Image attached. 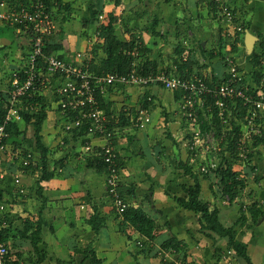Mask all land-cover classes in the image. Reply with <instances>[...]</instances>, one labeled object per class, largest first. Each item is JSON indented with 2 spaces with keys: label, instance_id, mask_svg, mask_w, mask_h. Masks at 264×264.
I'll list each match as a JSON object with an SVG mask.
<instances>
[{
  "label": "crops",
  "instance_id": "0c3cea01",
  "mask_svg": "<svg viewBox=\"0 0 264 264\" xmlns=\"http://www.w3.org/2000/svg\"><path fill=\"white\" fill-rule=\"evenodd\" d=\"M218 1L231 7L236 24L244 28V33L233 34V27L221 20ZM218 1L118 0L115 3L101 0L99 5L98 0H62L64 7L53 13L63 15L59 22L55 19L57 29L47 39L56 47L52 55L95 69L107 58L98 30L108 23L109 14H114L117 17L115 35L123 43L137 41L142 46L139 53L142 64L156 63L157 71L173 76L198 75L221 80L226 76L227 58H233L242 69L249 68L248 61L241 55L244 50L246 56H250L245 45L247 32L257 36L259 43L260 38L264 40V0ZM100 10L104 15L102 22L94 16ZM157 18L159 24L153 28ZM235 40L237 51H233ZM31 42L27 29L0 26V100L11 85L14 72L24 66ZM259 43L253 55L260 54ZM79 54L83 57L79 58ZM49 79L52 88L44 98L50 109L41 135L51 152L48 172L58 165L55 176L39 182L44 175L42 166L29 170L21 175L25 194L18 195L14 186L18 168L4 164L5 177L0 182L2 200L7 204L8 217L13 220L14 234L25 233L26 224L32 228L42 221V242L37 250L30 240L17 238L7 242L10 251L22 257V264H91L86 254L90 248L105 260V264H109V260L110 264L245 263L234 253L228 256L225 238L202 235L199 215L180 207L175 200L186 198L185 187L196 184L195 178L186 175L182 165L188 164L189 156L185 152L187 132L186 123L180 118L179 93L154 85L141 88L142 94H138L137 88L117 85L104 96L102 111L113 126V143L122 170L121 190L128 207L142 210L157 225L154 239L147 242L131 223L123 221L107 193L106 174L100 173V166L93 159H100L103 141L91 138L94 151L86 153L84 138L71 139L52 92L62 82L56 77L49 76ZM248 85H257L253 76ZM146 101H149L147 108L144 107ZM142 108L150 110L152 117L145 130L134 124L137 111ZM183 131L186 132L184 137L181 136ZM64 137L69 139L68 143ZM86 139H90L89 136ZM12 141L18 143V139ZM29 145L31 148L26 150L39 163L41 153L36 146ZM247 147L249 160L246 163L234 161V171L246 184L234 202L227 200L222 186L212 180L215 174L206 178L200 168L193 172L201 185V199L212 209L219 210L220 221L226 228L239 221L236 207L240 208L248 225L240 222L244 228L240 234L236 231L237 239L247 245L253 264H263L264 216L250 226L252 209L264 212V139L253 137L247 141ZM174 159H177L176 164ZM173 170L178 176L182 171V176L193 182L189 179L180 184L173 177ZM181 189L184 194H180ZM97 212L106 218L100 232H95L89 223ZM171 238L180 242V252L163 250V244ZM145 242L146 253L139 245Z\"/></svg>",
  "mask_w": 264,
  "mask_h": 264
},
{
  "label": "built area",
  "instance_id": "2783aa9c",
  "mask_svg": "<svg viewBox=\"0 0 264 264\" xmlns=\"http://www.w3.org/2000/svg\"><path fill=\"white\" fill-rule=\"evenodd\" d=\"M53 1L57 3L58 0ZM218 7L221 20L233 27L236 33H241L243 27L236 24L237 18L231 7L221 1H218ZM53 12L54 9L49 8L47 0H24L12 7L7 0L0 2V26L25 28L31 33L32 39L24 66L14 72L11 85L5 92L8 109L4 122L0 125V179L5 177L4 164L16 165L18 168L14 178L16 194H25L21 175L38 168L39 163L31 152L14 147L8 127L21 126L25 120L24 115H33L38 111L39 106L34 101L39 95L44 96L45 91H50L52 88L49 76L59 78L62 82L52 91L55 97L59 98L61 115L74 117L73 121H66V132L81 127L87 128V136L90 140L84 147L86 153L94 151L91 138L103 141L101 159L108 170L107 193L112 199L114 209L120 215H123L128 208L126 199L119 192L122 170L119 165L118 151L113 143L114 131L109 127L108 118L101 110L99 100V96H106L110 88L117 85L136 88L158 85L165 90L179 93L181 95L179 110L186 123L187 132L185 152L192 162L198 159L208 161L204 162L200 168L204 174H210L218 168L219 162L216 159L206 160V155L211 150L221 152L220 144L224 141L227 130L232 129L230 119L233 110L240 102L248 108V112L238 144L239 158L244 162L248 161L247 141L249 139L264 138V92L261 86L248 85L247 76L233 58H227L226 76L221 80L198 75L173 76L166 71L142 74L143 65L139 60V52L135 49L128 54L138 60L132 63V68L127 74L107 73L96 76L91 73L88 65L79 66L55 55L45 54V40L57 29ZM100 19L103 20L104 16L101 15ZM259 56L264 75V47L261 48ZM78 57L81 58L83 55L79 54ZM215 112L224 128L220 139L214 127L206 133L202 128L204 121L214 117ZM260 120L261 123H259ZM151 122L150 110L142 108L137 111L134 124L138 129L145 130ZM216 142L220 143L218 148ZM61 144L63 145L64 142ZM227 199L229 200L228 197ZM6 212L7 204L0 198V264H3L8 253L6 243L1 241V229L7 225L4 218ZM139 245L143 246L142 243ZM233 253L232 250L227 252L231 257Z\"/></svg>",
  "mask_w": 264,
  "mask_h": 264
},
{
  "label": "trees",
  "instance_id": "16d2710c",
  "mask_svg": "<svg viewBox=\"0 0 264 264\" xmlns=\"http://www.w3.org/2000/svg\"><path fill=\"white\" fill-rule=\"evenodd\" d=\"M2 0H0L1 2ZM9 6L18 5L24 0H7ZM98 3L100 5L101 0H98ZM47 5L51 10L55 9H62L63 2L62 0H58L57 3H55L53 0H47ZM100 9L102 7L100 6ZM102 10L97 11L95 13V17L99 19L101 16ZM100 15V16H99ZM108 23L106 25H101L98 30V37L103 39V49L104 52L107 55L106 60L100 63V66L96 67L95 69H91L89 67V70L91 73H93L96 76H102L107 73H121V74H127L131 68L132 63L137 61L138 58H134L128 53L134 51L135 49L140 53V51L143 50L142 46L138 44L136 41H132L130 43H123L121 42L117 36L115 35V27L114 24L117 20V17L114 14H109L108 16ZM159 19H155L153 28L159 24ZM241 33H244V28ZM240 34V33H239ZM50 37V36H49ZM48 37V38H49ZM47 39V38H46ZM261 42L259 43L261 47H264V40L260 38ZM45 54L47 56H50L53 54L55 50V46H51L48 43V39L45 40ZM237 41L235 40V44L233 45V51H237ZM220 55H222L220 53ZM214 58L215 55L212 54ZM62 59V57L57 56ZM224 57V56H223ZM140 58V55H139ZM253 78L257 86H261V89L264 92V75L261 70V58L259 55H253ZM41 64L43 62L41 61ZM143 66L141 67V73L142 74H150V73H156L157 71V64L156 63H143ZM178 96V94H177ZM181 97V95H180ZM57 101L59 98H56ZM46 99L43 95H39L37 99L34 101L38 106L39 109L36 113L33 115H24V123L21 126H10L8 127V131L11 134L12 138L18 139L23 138L26 136L28 129L32 128L34 131V138L36 141V147L37 150L41 153V160L39 162V165L42 166V171L44 172V175L41 177L39 182L42 181H49L55 176V172L57 171L58 165H56V169L52 172H48V161L50 160L51 152L48 149V147L43 142V137L41 135L44 125L48 119V112L50 109V106L46 103ZM101 110H103L104 107V97L99 96ZM147 104L144 107H148L149 101H146ZM7 99L5 98V95L0 100V125L4 122V116L7 112ZM59 111H61V107H58ZM248 108L244 107L242 105V102L238 104V107L233 110V115L230 119L231 127L232 129L230 131L227 130L226 137L224 141L220 144L221 147V153H223L226 149L230 150V154L232 155V158L236 161L239 158V151H238V144L242 137L243 133V124L246 122L245 118L247 116ZM66 121H73L74 117L72 115L64 117ZM261 123V120L259 121ZM108 124L109 127L112 129L111 120L108 117ZM215 128L216 135L220 139V136L223 134L224 128L222 126V123L218 119V114L215 112L214 117H212L209 121H204L203 123V131L206 133L211 130V128ZM113 130V129H112ZM71 133V139L78 140L79 138H84V144H86L90 139H86L87 136V128L81 127L76 128ZM256 138V137H255ZM257 138H263V137H257ZM65 143L69 142V139L65 138ZM264 139V138H263ZM225 149V150H224ZM224 150V151H223ZM25 152H29L27 150H24ZM234 153V154H233ZM249 158V155H248ZM96 159L98 165L100 166V173H105L106 176L108 175L107 165L102 161L101 157L100 159L98 157L93 158ZM58 163V162H57ZM56 163V164H57ZM120 165V163H119ZM183 167H185V173L186 175L193 176L195 178L196 184L193 186H186L185 192H186V198H175L178 205L188 211H191L195 213L196 215H199V220L203 229V232L206 233L209 237H212L214 234L218 235L220 238H225L227 240V246L229 250H232L236 253L237 257L244 259L246 264H253L250 255L248 253V247L246 244L240 242L237 239V232L235 230V227L226 228L219 218V210L217 208H211L207 202L203 201L201 199V185L198 181V178L196 174L193 172V168L189 167L187 164L183 163ZM121 167V166H120ZM201 172V171H200ZM202 173V172H201ZM212 173H214L218 178L221 180L222 184V194L224 196H227L230 200V202L236 201L241 193L244 187L246 186L245 181L240 177V175L234 171V164L233 163H223L221 161L218 164V168L214 170ZM206 178L209 176V174L202 173ZM2 180L0 179V182ZM119 192L123 198L124 193L121 190V187L119 189ZM0 198L2 199V190H1V183H0ZM252 215H253V223L257 224L259 219L264 216V212L262 211H256L254 208L252 209ZM123 221L131 223L132 226L135 227V229L144 235L147 238V242L154 239V231L157 228L156 223L154 220L149 218L142 210L135 209L133 207H128L126 212L122 215ZM5 221L7 222V225L1 229V241L6 243L12 240V239H25L30 240L32 246L35 250L38 249V245L42 242V221L38 223L36 227H30L29 224H26V232H18V234H14L12 225L13 220L8 217V212L4 214ZM106 221V218L103 217L99 212H97L95 215L92 216L89 223L92 226L93 230L95 232H100L103 223ZM243 222H246L245 216H242L241 220ZM31 231L30 233H28ZM147 242H145L142 246V251L144 253L147 252ZM163 250L171 251L175 250L177 252H180V242L175 240L174 238H171L167 242L163 244ZM8 248V245H7ZM87 257L89 258L91 264H105V260L99 257L97 252L90 248L86 250ZM22 257L19 254H15L12 251H8L4 258L3 264H22Z\"/></svg>",
  "mask_w": 264,
  "mask_h": 264
},
{
  "label": "rangeland",
  "instance_id": "374dc122",
  "mask_svg": "<svg viewBox=\"0 0 264 264\" xmlns=\"http://www.w3.org/2000/svg\"><path fill=\"white\" fill-rule=\"evenodd\" d=\"M106 1H112V2H117L118 0H106ZM56 13L57 12H55V13H53V16H54V20L56 19V21L57 22H59V20H61V16L63 15V14H57V16H56ZM103 14V12L101 13V15ZM94 16H96V15H94ZM100 16V15H99ZM104 16V15H103ZM106 17V16H105ZM97 18V17H96ZM99 20H100V22H102V19H100V17H99ZM104 21V20H103ZM234 33L233 34H235V31H233ZM232 37V36H231ZM230 37V38H231ZM229 38V39H230ZM259 42H257L256 43V45L258 44ZM252 56H253V53L250 55V56H246V54H245V52H244V50L242 51V55H241V57H242V59H244V60H247L248 61V65H249V68H246V69H243V71H244V73H245V75L247 76V82H251V79H252V76H253V60H252ZM252 70V71H251ZM252 72V73H251ZM134 88H136V87H134ZM141 90V88H137V92H138V94H142V92L140 91ZM46 92H48V91H45V93ZM181 118V120L183 121V122H185L184 121V119H183V117L181 116L180 117ZM243 127H244V125H243ZM242 127V128H243ZM183 133H184V131H183ZM186 135V132L184 133V135H181L182 137H184ZM187 139V138H186ZM180 140V142H182L183 140L182 139H179ZM182 140V141H181ZM15 141H13V145H14V147H19V148H21L22 150H28L29 148H31L30 147V145L29 144H32L33 145V147L34 146H36V141H35V138H34V131H33V129L32 128H29L28 129V132H27V134H26V136L25 137H23L22 139L21 138H18V143L16 144V143H14ZM187 141L185 140V143H186ZM220 143H218V142H216V146H217V148H218V145H219ZM34 148H36V147H34ZM247 149H248V147H247ZM225 150V149H224ZM223 150V151H224ZM249 151V150H248ZM40 154V153H39ZM188 159V158H187ZM210 159H216V161L217 162H221V161H223V163L225 164V163H235L234 161V159L232 158V155L230 154V151L229 150H225L223 153H221V152H219L218 150H211L210 151V153L208 154V155H206V160H210ZM176 160L177 159H174L173 160V162H174V164H176L177 162H176ZM248 160H249V158H248ZM187 162H188V164H190L189 166L190 167H192L193 169H195L196 171L199 169V168H201V166L204 164V162H208V161H204L203 159H198L197 161H195V162H192V161H190V159H188L187 160ZM236 162H242L243 163V161L240 159V158H238L237 160H236ZM246 163V162H245ZM173 164V165H174ZM187 164V165H188ZM181 174V175H180ZM182 174H183V172L181 171L180 173H179V175L180 176H178V173H175V171L173 170V177L174 178H176V179H178V181L180 182V184H181V182H183V181H187V180H189L190 178H188V177H183L182 176ZM211 174H213L214 175V173H210L209 175V178L211 177ZM177 176H178V178H177ZM204 176V175H203ZM212 178V180H217V185L219 186V187H221L222 186V184H221V180H220V178H218L216 175H214V176H212L211 177ZM190 181L191 182H193V180L192 179H190ZM210 181V180H209ZM180 188H181V185H180ZM222 188V187H221ZM183 190L181 189L180 190V194H184L183 192H182ZM226 198H227V196H226ZM228 200V199H227ZM237 209H236V212L237 213H239V215H240V218H239V221L237 222V223H235V222H233V224L235 223V226H233V227H235V229H236V231H238V234H240V232H241V230H243V221H240L241 220V218H242V215L240 214L241 212H240V208L239 207H236ZM196 221L198 222V220L196 219ZM240 222H242V225H241V223ZM244 223H246L245 225H246V227H247V223L248 222H244ZM232 224V225H233ZM253 224V225H252ZM252 224H251V226L250 227H253L255 224L253 223V221H252ZM198 226V225H197ZM196 226V227H197ZM199 230V227H198V229H197V231ZM200 231L202 232V235L203 234H206L205 232H203V229H202V226H201V229H200ZM198 235V234H197ZM199 236V235H198ZM10 249H9V246H8V251H9ZM234 254L236 255V253L234 252ZM111 256V255H110ZM110 256H108V260H109V257ZM237 256V255H236ZM107 258V257H106ZM168 259V261H169V258H167ZM109 264H110V260H109ZM244 264H246V262L244 263ZM264 264V263H263Z\"/></svg>",
  "mask_w": 264,
  "mask_h": 264
},
{
  "label": "water",
  "instance_id": "95a60500",
  "mask_svg": "<svg viewBox=\"0 0 264 264\" xmlns=\"http://www.w3.org/2000/svg\"><path fill=\"white\" fill-rule=\"evenodd\" d=\"M258 41L259 38L257 36L253 35L251 32H247V36L245 38V45L248 55H251L253 53L254 47Z\"/></svg>",
  "mask_w": 264,
  "mask_h": 264
},
{
  "label": "bare ground",
  "instance_id": "6f19581e",
  "mask_svg": "<svg viewBox=\"0 0 264 264\" xmlns=\"http://www.w3.org/2000/svg\"><path fill=\"white\" fill-rule=\"evenodd\" d=\"M230 151V150H229ZM234 154V153H233Z\"/></svg>",
  "mask_w": 264,
  "mask_h": 264
}]
</instances>
